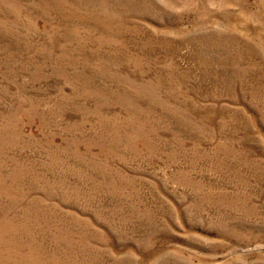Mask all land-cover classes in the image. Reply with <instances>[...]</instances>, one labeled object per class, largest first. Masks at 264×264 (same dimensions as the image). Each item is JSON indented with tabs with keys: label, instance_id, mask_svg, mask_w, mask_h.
Listing matches in <instances>:
<instances>
[{
	"label": "rangeland",
	"instance_id": "obj_1",
	"mask_svg": "<svg viewBox=\"0 0 264 264\" xmlns=\"http://www.w3.org/2000/svg\"><path fill=\"white\" fill-rule=\"evenodd\" d=\"M0 264H264V0H0Z\"/></svg>",
	"mask_w": 264,
	"mask_h": 264
}]
</instances>
